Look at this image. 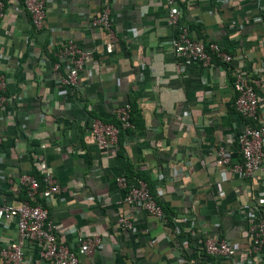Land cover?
Here are the masks:
<instances>
[{"label": "crops", "instance_id": "crops-1", "mask_svg": "<svg viewBox=\"0 0 264 264\" xmlns=\"http://www.w3.org/2000/svg\"><path fill=\"white\" fill-rule=\"evenodd\" d=\"M43 28L35 31L21 5L6 0L0 19V74L7 80L0 109V204L24 199L22 175L37 172L35 153L63 191L38 202L48 209L56 240L77 251L81 237L100 246L79 254L86 264H244L245 217H264V175L243 179L215 165L217 147L241 161L237 138L246 121L233 109L231 70L174 57V29L163 0H113V40L90 25L102 0H44ZM180 22L202 43L214 41L232 65L258 80L264 111V0H178ZM73 41L90 53L73 90L62 80L67 65L52 66L59 44ZM112 44V51L105 47ZM131 105L134 127L102 149L89 132L92 116L112 121ZM138 175L161 203L158 219L124 202L115 179ZM131 219L123 231L119 217ZM16 236L14 219L0 222V243ZM207 238L236 245L229 259L202 254ZM22 264H52L24 243ZM264 264V260H254Z\"/></svg>", "mask_w": 264, "mask_h": 264}, {"label": "built area", "instance_id": "built-area-1", "mask_svg": "<svg viewBox=\"0 0 264 264\" xmlns=\"http://www.w3.org/2000/svg\"><path fill=\"white\" fill-rule=\"evenodd\" d=\"M24 9L35 31L43 28L46 17L44 0H10ZM113 0H102L99 11L90 18V25L106 32L113 40V24L111 19V3ZM167 9L166 24L174 29V37L170 41L172 53L178 60L196 63L202 68H207L212 63L219 62L226 65L232 73L231 86L234 92L233 109L245 121V127L237 138L241 161L231 163L225 148L219 146L214 151L215 165L225 167L243 179L252 180L258 175H264V111H258L256 86L258 80L251 79L239 67L232 65V56L221 49L218 43L211 41L202 43L190 36L189 28L180 22L181 11L178 0H163ZM6 0H0V19L4 15ZM264 22V10L261 16ZM105 51H112L109 42ZM57 69L60 62L67 65V75L62 84L73 90L77 76L84 63L90 58V53L80 49L73 41L68 40L57 46L53 52ZM7 80L0 74V109L6 96ZM120 127L130 128V106H119L115 112ZM89 132L95 142L102 149L114 147L118 141L119 129L112 123L94 118L89 125ZM44 145L39 146L35 153V163L40 179L32 175H22L19 178L24 188L25 199L17 205L0 204V222L14 219L16 236L14 240L4 244L0 243V264H22L24 243L30 242L37 246L39 257L50 261L52 264H86L80 261L79 254H87L91 249L99 247L101 242L98 237H81L77 240V251L56 240L55 226L48 209L38 202L41 199H50L58 196L63 191L57 183L44 156ZM116 184L124 191V202L128 205L139 207L145 213L158 219L163 217V211L157 199L151 194L148 185L143 180L130 183L124 176H118ZM257 204L264 208V198L257 199ZM247 222V235L249 239L248 255L241 258V263L254 264V260H264V217H245ZM118 226L121 230H130L133 227L128 217H119ZM201 250L209 256L223 259L232 258L237 251L236 245L225 240L207 238L201 244Z\"/></svg>", "mask_w": 264, "mask_h": 264}, {"label": "trees", "instance_id": "trees-1", "mask_svg": "<svg viewBox=\"0 0 264 264\" xmlns=\"http://www.w3.org/2000/svg\"><path fill=\"white\" fill-rule=\"evenodd\" d=\"M54 62H55V58H54V56L52 55V64H53ZM5 93H6V91H5ZM128 105H129V104H128ZM129 106H130L129 122L131 123V127H130V128H125V129L121 128V127H120V123H119V121L116 119V116L114 117V120H112V121H104V122L112 123V124H114L115 126L118 127V129H119V133H118V141H117V144H116V145H118V144L121 142L122 134L130 132V131L133 129V127H134V113H133V109H132L131 105H129ZM91 118H92V120H93V119L96 118V117L92 116ZM32 176H34V177L37 178V179H40V175L38 174V172H36V173L33 174ZM121 176H124V177H125L130 183H136L138 180H143V181H145L142 177H140V176H138V175L127 174V175H121ZM145 182H146V181H145ZM146 183H147V182H146ZM147 185H148V184H147ZM24 195H25V192H24ZM25 197H26V196H24V199H25ZM157 202H158V201H157ZM158 204L161 206L162 211H163V216L165 217V210H164L163 206L161 205L160 202H158ZM201 252H202V254L206 255L203 251H201ZM206 256H209V255H206Z\"/></svg>", "mask_w": 264, "mask_h": 264}]
</instances>
